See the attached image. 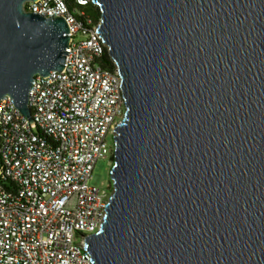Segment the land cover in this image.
<instances>
[{
	"label": "water",
	"instance_id": "water-1",
	"mask_svg": "<svg viewBox=\"0 0 264 264\" xmlns=\"http://www.w3.org/2000/svg\"><path fill=\"white\" fill-rule=\"evenodd\" d=\"M0 0V100L31 120L62 17ZM122 77L112 195L92 264H264V0H92Z\"/></svg>",
	"mask_w": 264,
	"mask_h": 264
},
{
	"label": "built area",
	"instance_id": "built-area-1",
	"mask_svg": "<svg viewBox=\"0 0 264 264\" xmlns=\"http://www.w3.org/2000/svg\"><path fill=\"white\" fill-rule=\"evenodd\" d=\"M89 3L24 4L25 12L64 18L70 41L64 68L34 78L31 120L9 95L0 100V264H92L85 239L99 230L112 195L111 184L90 185L92 171L114 153L126 105L119 69L113 60L107 67L101 18L84 11Z\"/></svg>",
	"mask_w": 264,
	"mask_h": 264
},
{
	"label": "rangeland",
	"instance_id": "rangeland-1",
	"mask_svg": "<svg viewBox=\"0 0 264 264\" xmlns=\"http://www.w3.org/2000/svg\"><path fill=\"white\" fill-rule=\"evenodd\" d=\"M108 142L112 145L111 137L108 138ZM113 165V153L112 160L110 155H108L105 159H99L94 165L90 185L109 191L108 186L112 183L110 180V172Z\"/></svg>",
	"mask_w": 264,
	"mask_h": 264
},
{
	"label": "trees",
	"instance_id": "trees-1",
	"mask_svg": "<svg viewBox=\"0 0 264 264\" xmlns=\"http://www.w3.org/2000/svg\"><path fill=\"white\" fill-rule=\"evenodd\" d=\"M84 11L88 16H92L96 21L100 18V10L98 6L93 3H89L87 7H84ZM79 20L83 22V18H80ZM106 61L107 67L113 69L114 63L108 55H106Z\"/></svg>",
	"mask_w": 264,
	"mask_h": 264
},
{
	"label": "flooded vegetation",
	"instance_id": "flooded-vegetation-1",
	"mask_svg": "<svg viewBox=\"0 0 264 264\" xmlns=\"http://www.w3.org/2000/svg\"><path fill=\"white\" fill-rule=\"evenodd\" d=\"M110 156H111V158H112V153H110Z\"/></svg>",
	"mask_w": 264,
	"mask_h": 264
}]
</instances>
